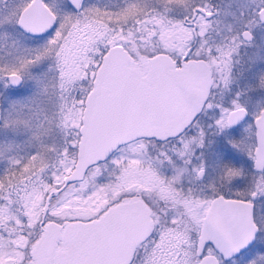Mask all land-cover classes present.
<instances>
[{
  "label": "snow or ice",
  "instance_id": "snow-or-ice-1",
  "mask_svg": "<svg viewBox=\"0 0 264 264\" xmlns=\"http://www.w3.org/2000/svg\"><path fill=\"white\" fill-rule=\"evenodd\" d=\"M0 264H264V0H0Z\"/></svg>",
  "mask_w": 264,
  "mask_h": 264
}]
</instances>
